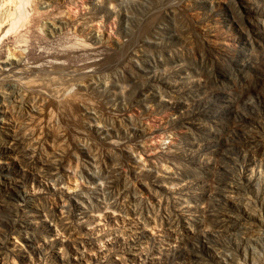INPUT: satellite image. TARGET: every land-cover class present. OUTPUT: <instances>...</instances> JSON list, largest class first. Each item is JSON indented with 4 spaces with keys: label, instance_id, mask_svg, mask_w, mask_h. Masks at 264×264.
<instances>
[{
    "label": "rangeland",
    "instance_id": "obj_1",
    "mask_svg": "<svg viewBox=\"0 0 264 264\" xmlns=\"http://www.w3.org/2000/svg\"><path fill=\"white\" fill-rule=\"evenodd\" d=\"M0 264H264V0H0Z\"/></svg>",
    "mask_w": 264,
    "mask_h": 264
}]
</instances>
